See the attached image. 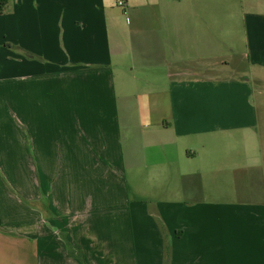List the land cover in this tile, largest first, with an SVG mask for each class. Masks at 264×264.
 I'll list each match as a JSON object with an SVG mask.
<instances>
[{"label":"crops","instance_id":"crops-1","mask_svg":"<svg viewBox=\"0 0 264 264\" xmlns=\"http://www.w3.org/2000/svg\"><path fill=\"white\" fill-rule=\"evenodd\" d=\"M118 1L0 14V264H264V0Z\"/></svg>","mask_w":264,"mask_h":264},{"label":"rangeland","instance_id":"rangeland-1","mask_svg":"<svg viewBox=\"0 0 264 264\" xmlns=\"http://www.w3.org/2000/svg\"><path fill=\"white\" fill-rule=\"evenodd\" d=\"M18 50H20V48H18ZM30 58V57H29ZM256 88L258 89V91L260 89L263 90V93L260 95L257 92V101L258 103H260V100L264 99V85H259L258 83H256ZM263 108V107H262ZM9 127H11L9 125ZM45 169V168H43ZM45 172V171H44ZM20 173L21 171H19V167H11V166H2L0 165V187L2 189H0V192L3 190L5 192H10L14 197L15 200H19V202L22 203V206H27L31 209H36L37 207V201H27V199H25V197L23 196V194H21V192L17 189L20 187L21 185V177H20ZM46 173V172H45ZM53 174H55V177H59L60 182H58L56 185H60L62 186V190L66 191L68 190L69 187V183L67 181V168L64 166H57L54 168V172H51ZM52 175V174H51ZM29 176L33 177L34 179V175L30 174ZM47 176V175H46ZM56 178V180H57ZM143 183H139V185H141ZM131 187L133 184H131ZM147 186H141L143 191H144V198L143 201H145L148 204H155L159 199L157 198L158 195V191L156 189V187H151L149 184H146ZM32 186H34V183H28L26 186V190H32ZM132 193V192H131ZM47 197V196H46ZM6 202V200H5ZM49 203H50V199L47 197L46 200V206L49 207ZM6 207V206H5ZM20 215L17 212H14L13 215L11 216L12 221H18L19 220ZM25 216H22V218H24ZM29 217H33L35 218V215H27V219H29ZM35 220V219H34ZM63 238L65 239V234H63Z\"/></svg>","mask_w":264,"mask_h":264},{"label":"trees","instance_id":"trees-1","mask_svg":"<svg viewBox=\"0 0 264 264\" xmlns=\"http://www.w3.org/2000/svg\"><path fill=\"white\" fill-rule=\"evenodd\" d=\"M9 0H0V14L4 13L6 10V6L8 4ZM67 242L69 254L73 257L78 258L83 264H88L85 255L82 250L76 248L73 244H71L69 241Z\"/></svg>","mask_w":264,"mask_h":264},{"label":"built area","instance_id":"built-area-1","mask_svg":"<svg viewBox=\"0 0 264 264\" xmlns=\"http://www.w3.org/2000/svg\"><path fill=\"white\" fill-rule=\"evenodd\" d=\"M118 5L124 9L125 13L127 12L126 11V2L124 0H119Z\"/></svg>","mask_w":264,"mask_h":264}]
</instances>
